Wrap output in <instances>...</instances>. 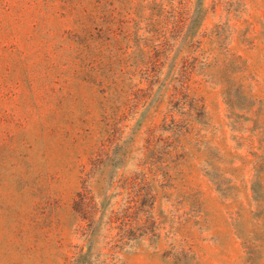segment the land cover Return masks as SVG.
<instances>
[{"label":"rangeland","instance_id":"obj_1","mask_svg":"<svg viewBox=\"0 0 264 264\" xmlns=\"http://www.w3.org/2000/svg\"><path fill=\"white\" fill-rule=\"evenodd\" d=\"M0 264H264V0H0Z\"/></svg>","mask_w":264,"mask_h":264},{"label":"trees","instance_id":"obj_2","mask_svg":"<svg viewBox=\"0 0 264 264\" xmlns=\"http://www.w3.org/2000/svg\"><path fill=\"white\" fill-rule=\"evenodd\" d=\"M89 182H90V178H89V175L87 174L86 176H85V178H84V180L82 181V185L83 186H88V184H89ZM81 201L80 202H78V204H80V205H82V207L84 206V209H83V214H84V216H86L87 214H88V210L90 209V208H92V206H90L91 204V200H88L87 198H86V196L85 195H83V196H81V199H80ZM87 203V204H86ZM108 206H109V198L106 196V198H105V200L103 201V203H102V210L100 211L101 212V214H103V216H105L104 215V213H105V211L108 209ZM97 213H96V211L93 213V216H95ZM114 215L116 216V217H118L117 215H119V214H117V213H113L112 211H110V213L106 216V218H107V220H108V224H113L112 222H111V220L112 219H114ZM123 221H125V219H123ZM135 240V237L133 236H131V237H126L125 235H121V236H119V238H118V240H117V242H119V243H121V245H124V244H126V243H128V241L130 242V241H134ZM125 241V242H124ZM124 242V243H123Z\"/></svg>","mask_w":264,"mask_h":264}]
</instances>
